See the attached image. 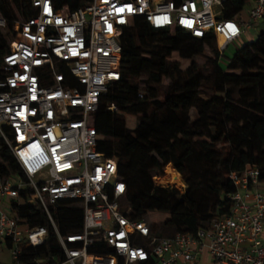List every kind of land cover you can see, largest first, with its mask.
<instances>
[{"label":"built area","instance_id":"built-area-1","mask_svg":"<svg viewBox=\"0 0 264 264\" xmlns=\"http://www.w3.org/2000/svg\"><path fill=\"white\" fill-rule=\"evenodd\" d=\"M229 1L92 0L69 11L57 9L55 0H32L35 15L16 21L0 68V142L18 166L5 173L0 157V264H190L204 252L215 264H264L258 166L230 174L231 211L209 228L159 235L147 221L130 219L118 159L101 150L95 125L103 95L122 80L121 38L136 17L157 30L213 36L224 54L264 23V0H247L246 17L219 19L217 8ZM6 28L0 14V29ZM159 173L154 182L164 187ZM64 200L83 210L79 233L60 230L54 209ZM34 207L57 238L54 263L42 251L50 228L24 215Z\"/></svg>","mask_w":264,"mask_h":264},{"label":"trees","instance_id":"trees-1","mask_svg":"<svg viewBox=\"0 0 264 264\" xmlns=\"http://www.w3.org/2000/svg\"><path fill=\"white\" fill-rule=\"evenodd\" d=\"M91 1L55 3L57 9L74 11ZM246 5L247 0H230L219 19L235 18ZM0 8L7 20V28L0 29L1 68L18 17L28 19L35 12L32 0H0ZM121 47L122 80L103 95L95 113V125L103 137L101 150L118 159L131 220L146 221L149 213H166L164 226L172 230L170 235H194L230 213V196L236 192L231 173L256 165L264 180V32L235 55L227 70L221 66L223 54L213 36L197 39L180 29H153L142 17L125 29ZM207 48L215 57L208 76L196 62ZM175 55L191 60L190 68L182 70L179 63H172ZM142 81L145 89L139 87ZM112 105L115 111L109 109ZM192 110L197 117L194 122L189 115ZM127 116L137 119L134 129L127 127ZM0 157L5 173L18 171L1 142ZM169 165L183 177L184 193L156 186L154 176L159 171L162 184L177 179ZM24 215L50 228L42 251L54 263L60 247L46 215L38 207ZM54 216L64 233L81 231L83 210L72 200L59 201Z\"/></svg>","mask_w":264,"mask_h":264},{"label":"rangeland","instance_id":"rangeland-1","mask_svg":"<svg viewBox=\"0 0 264 264\" xmlns=\"http://www.w3.org/2000/svg\"><path fill=\"white\" fill-rule=\"evenodd\" d=\"M248 8H249V6L247 5L245 7L243 13L246 14ZM217 11L218 12H222L223 11V7H218ZM0 14L4 15L3 11L1 10V8H0ZM22 19H23V17H21V16L18 17V20H22ZM263 32H264V23H260V24L255 25L254 29L251 30V31H248L241 39L232 42L226 48L224 54L221 57V60H220L221 66L225 70H227L230 67L235 55L238 52H240L244 48V46H246L247 44H249L251 42L256 41L258 39V37ZM213 60H215L214 54H213V52L211 51L210 48H207L206 52H205V55L202 58L197 59L196 62H197V64L199 66L204 68V73H205V75L208 76V75L212 74ZM171 62L172 63H179L182 70H187L188 68H190V66L192 64L191 60L182 59L178 55H175L172 58ZM236 73L240 74V72H236ZM139 87L141 89H145L146 88L145 82L142 81L139 84ZM189 115L191 117V120L194 122L196 120V118H197L196 117V112L194 110H192ZM126 119H127V127L129 129H134L136 124H137V119L134 116H127ZM200 140L209 142V139H207V138H202ZM169 166H171L175 170V172H176L175 176L178 174L177 177H176L177 179L175 181H172V182L168 183L165 186L163 184H161V185H163L164 188H176L177 190L179 189L182 192L185 191L187 186H186V183H185L183 177L178 173V171L173 167V165H169ZM176 183L180 184V186H176L175 185ZM168 217H169V215L166 214V213L152 212V213L148 214V216L146 218V221L149 223V225L151 226L152 229H154V230H156L158 232H161L163 235H170V234H172V230H170L169 228L164 226L165 222H166V219ZM7 256H8L7 254L3 255L4 260L8 262L9 258H7ZM0 258L3 259L2 257H0Z\"/></svg>","mask_w":264,"mask_h":264},{"label":"crops","instance_id":"crops-1","mask_svg":"<svg viewBox=\"0 0 264 264\" xmlns=\"http://www.w3.org/2000/svg\"><path fill=\"white\" fill-rule=\"evenodd\" d=\"M245 17H246V14H245ZM260 24V23H259ZM247 33V32H246ZM245 33V34H246ZM244 34V35H245ZM243 35V36H244ZM169 218V217H168ZM167 218V219H168ZM166 219V220H167ZM181 264H184V263H181ZM190 264H215V262L213 261L211 255L208 253V252H204L202 253L195 261H193L192 263Z\"/></svg>","mask_w":264,"mask_h":264},{"label":"bare ground","instance_id":"bare-ground-1","mask_svg":"<svg viewBox=\"0 0 264 264\" xmlns=\"http://www.w3.org/2000/svg\"><path fill=\"white\" fill-rule=\"evenodd\" d=\"M178 178H179V177H178ZM157 181H158L160 184H162V183L159 181L158 177H157ZM163 185L165 186V185H167V184H163Z\"/></svg>","mask_w":264,"mask_h":264}]
</instances>
